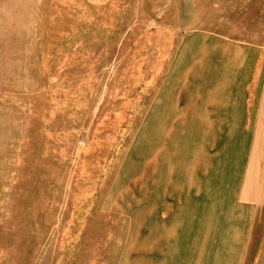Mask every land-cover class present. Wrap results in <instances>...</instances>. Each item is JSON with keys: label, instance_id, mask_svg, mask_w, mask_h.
I'll return each mask as SVG.
<instances>
[{"label": "rangeland", "instance_id": "obj_1", "mask_svg": "<svg viewBox=\"0 0 264 264\" xmlns=\"http://www.w3.org/2000/svg\"><path fill=\"white\" fill-rule=\"evenodd\" d=\"M0 264H264V0H0Z\"/></svg>", "mask_w": 264, "mask_h": 264}]
</instances>
